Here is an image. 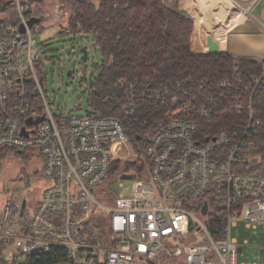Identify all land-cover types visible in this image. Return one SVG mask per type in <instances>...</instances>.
Instances as JSON below:
<instances>
[{
  "label": "built area",
  "instance_id": "1",
  "mask_svg": "<svg viewBox=\"0 0 264 264\" xmlns=\"http://www.w3.org/2000/svg\"><path fill=\"white\" fill-rule=\"evenodd\" d=\"M13 7L0 8V153L35 150L47 185L30 204L0 210V264H238L243 246L232 227L244 220L264 228V63L258 76L156 93L172 117L150 136L142 171L128 174L132 196L117 197L109 182L113 148L129 146L124 124L52 113L33 38L46 23L29 28L34 10L19 0ZM49 24L71 35L69 14L57 12ZM223 115L234 120L219 129L213 121Z\"/></svg>",
  "mask_w": 264,
  "mask_h": 264
},
{
  "label": "trees",
  "instance_id": "2",
  "mask_svg": "<svg viewBox=\"0 0 264 264\" xmlns=\"http://www.w3.org/2000/svg\"><path fill=\"white\" fill-rule=\"evenodd\" d=\"M43 1L19 0L28 9H33V5L40 8ZM14 2L4 0L2 5L15 8ZM61 8L69 13L71 35L91 37L102 55L101 73L90 87L89 114L119 119L129 135L127 149L113 148V178L142 171L137 161L144 154L150 136L172 117V110L157 105L156 93L182 82L198 87L237 76H258L263 68L264 62L237 59L227 53H193V21L169 8L164 0H63ZM28 13L43 22L39 9ZM131 87L138 104L133 114L126 109L127 100L132 97L128 91ZM233 120L223 115L213 123L226 129ZM8 155L37 157L35 150L22 153L5 150L0 153V163ZM122 156L127 157L125 162ZM91 225L92 221L85 225V234L93 243L95 228ZM209 227L212 235L220 236L215 231L219 224L214 226L210 222ZM52 259L53 253L43 256L41 261Z\"/></svg>",
  "mask_w": 264,
  "mask_h": 264
},
{
  "label": "rangeland",
  "instance_id": "3",
  "mask_svg": "<svg viewBox=\"0 0 264 264\" xmlns=\"http://www.w3.org/2000/svg\"><path fill=\"white\" fill-rule=\"evenodd\" d=\"M3 1L0 0V8H3ZM62 1L45 0L40 3V8H37L36 5L31 7L33 10L41 11L43 23H46L38 33L34 34L33 38L36 42L35 48L41 54L40 61L43 69L41 79L52 113L56 117L61 115L83 117L91 113L90 87L101 73L103 59L91 37H82L79 34L64 35L57 26L49 24L52 18L54 20L57 12L69 14L66 9L61 8ZM207 9L215 12L216 9L224 8ZM241 9L246 14L249 13L248 8L247 10L243 7ZM253 25L255 26V24ZM201 29L198 28L196 31ZM253 30L255 29L246 31ZM217 31H214L213 34ZM192 37L195 48L199 41L203 44V48L206 46V38L203 39L197 35ZM241 37L232 36L230 46L232 41L239 40ZM251 42L259 50L264 48L263 35L256 36ZM69 73L71 76H68ZM120 158L122 162L127 159L126 156ZM37 163L36 159L12 155L6 156L1 161L0 210L8 202L18 205L30 204L35 190H42L47 185L39 175H35ZM26 185L30 188H28L29 190ZM135 186L134 180L121 181L120 178L112 177L109 182L111 192L117 197H131ZM231 237L237 239L239 246H243V252L238 256V264H264V228L262 226L256 227L250 221H240L236 227H232Z\"/></svg>",
  "mask_w": 264,
  "mask_h": 264
},
{
  "label": "crops",
  "instance_id": "4",
  "mask_svg": "<svg viewBox=\"0 0 264 264\" xmlns=\"http://www.w3.org/2000/svg\"><path fill=\"white\" fill-rule=\"evenodd\" d=\"M164 2L169 8L182 13L193 21V36L206 38L204 48L201 41L195 48L192 37L193 53H210L207 40L212 37L218 46L216 53H227L237 59L247 58L264 62V48L259 50L251 42L256 36H264V0H164ZM242 7L246 10L248 8L249 13L246 14L241 9ZM207 8L224 9H216L215 12H212ZM198 28L202 29L196 31ZM249 29L255 30L246 31ZM216 30L218 31L213 34ZM232 36H242L241 39L244 40L239 38V40L232 41L230 46ZM35 175H38L37 170Z\"/></svg>",
  "mask_w": 264,
  "mask_h": 264
},
{
  "label": "water",
  "instance_id": "5",
  "mask_svg": "<svg viewBox=\"0 0 264 264\" xmlns=\"http://www.w3.org/2000/svg\"><path fill=\"white\" fill-rule=\"evenodd\" d=\"M41 22V19L40 18H37V17H33L31 18L29 21H28V26L29 28H32L33 26L39 24ZM21 32H24V28L22 27L20 29ZM207 45H208V48H209V52L210 53H216L218 52V46L217 44L215 43L214 39L212 37H209L208 40H207ZM68 76H71V73L68 74ZM135 178L134 175H123L121 176V180L122 181H127V180H133ZM206 208H204L203 210V214L205 215L206 214Z\"/></svg>",
  "mask_w": 264,
  "mask_h": 264
},
{
  "label": "flooded vegetation",
  "instance_id": "6",
  "mask_svg": "<svg viewBox=\"0 0 264 264\" xmlns=\"http://www.w3.org/2000/svg\"><path fill=\"white\" fill-rule=\"evenodd\" d=\"M38 193H39V192H35V196H37V195H38Z\"/></svg>",
  "mask_w": 264,
  "mask_h": 264
}]
</instances>
